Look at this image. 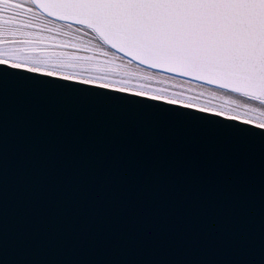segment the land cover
<instances>
[{
    "label": "water",
    "instance_id": "95a60500",
    "mask_svg": "<svg viewBox=\"0 0 264 264\" xmlns=\"http://www.w3.org/2000/svg\"><path fill=\"white\" fill-rule=\"evenodd\" d=\"M38 78L0 76V264H264V133Z\"/></svg>",
    "mask_w": 264,
    "mask_h": 264
},
{
    "label": "snow or ice",
    "instance_id": "6c2138e0",
    "mask_svg": "<svg viewBox=\"0 0 264 264\" xmlns=\"http://www.w3.org/2000/svg\"><path fill=\"white\" fill-rule=\"evenodd\" d=\"M6 73L264 133V0H0Z\"/></svg>",
    "mask_w": 264,
    "mask_h": 264
},
{
    "label": "rangeland",
    "instance_id": "374dc122",
    "mask_svg": "<svg viewBox=\"0 0 264 264\" xmlns=\"http://www.w3.org/2000/svg\"><path fill=\"white\" fill-rule=\"evenodd\" d=\"M72 36H73L72 33L66 31L65 34H64V39H67V40L71 41V40H72ZM68 49H69V50H73V45H72V43H69V44H68ZM150 71H152V72H156L155 70H150ZM163 76H164L165 78H167V77H170L171 75H170V74H167V73H164ZM176 79H177L178 82H179V81H182V80H185L184 78H176ZM171 82H172L171 80H166V83H169V84H170ZM180 87H181V88H184V87H187V85L181 84ZM194 91H199V89L194 87ZM233 95H234V94H233ZM213 103L215 104V103H217V101H213Z\"/></svg>",
    "mask_w": 264,
    "mask_h": 264
}]
</instances>
